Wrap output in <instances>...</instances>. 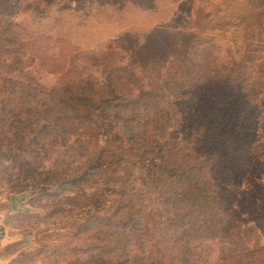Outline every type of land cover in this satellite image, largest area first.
I'll return each mask as SVG.
<instances>
[{"label": "trees", "instance_id": "obj_1", "mask_svg": "<svg viewBox=\"0 0 264 264\" xmlns=\"http://www.w3.org/2000/svg\"><path fill=\"white\" fill-rule=\"evenodd\" d=\"M11 1L0 0V161L20 174L42 168L44 193L91 182L96 196L106 187L109 208L100 201L96 214L67 224L83 232L82 243L90 233L92 258L210 264L216 245V264H264V41L247 38L245 56L224 65L190 33L130 41L85 62L60 38L48 57L14 32ZM251 10H260L262 27L264 0ZM23 59L63 64L59 85L43 89L27 68L8 67ZM70 137L78 168L46 170ZM0 169L11 177L10 167Z\"/></svg>", "mask_w": 264, "mask_h": 264}, {"label": "rangeland", "instance_id": "obj_2", "mask_svg": "<svg viewBox=\"0 0 264 264\" xmlns=\"http://www.w3.org/2000/svg\"><path fill=\"white\" fill-rule=\"evenodd\" d=\"M254 1L12 0L9 9L10 23L20 40L35 41L41 50H47L48 57L57 52L60 38L69 42L82 58L81 62H85V55L98 58L116 52L130 41L146 46L168 35L190 33L200 44L199 50L210 52L218 64L224 65L245 56L247 38L260 37L264 41V17L260 20L261 27L257 21L260 10H251ZM2 49L0 45V51ZM252 49L256 50L255 43ZM64 54L65 50L60 55ZM18 66L27 68L46 90L58 86L64 74L63 64L49 62L46 66L38 59L8 63L10 68ZM45 68H53L59 75ZM66 68L69 70L68 65ZM91 69L88 75L100 87L102 77ZM71 139L70 143L59 142L62 143L58 152L53 153L54 162L44 164L46 170L55 169L60 173L67 166L71 170L78 168L75 160L68 159L77 153L75 145L70 148L74 142ZM0 164L10 167L8 174L11 175L3 178L0 173V264H98L99 261L92 258L97 253L90 233L88 241L82 243L83 232L67 224L81 223L88 214H96L100 201L109 208L113 197L106 187L101 186L95 196L93 186L96 184L88 182L89 185L75 189L74 193L59 191L53 195L37 187L46 181L42 168L20 174L9 161L2 160ZM13 196L20 199L19 212L11 211ZM214 249L210 264L217 263L216 245Z\"/></svg>", "mask_w": 264, "mask_h": 264}, {"label": "water", "instance_id": "obj_3", "mask_svg": "<svg viewBox=\"0 0 264 264\" xmlns=\"http://www.w3.org/2000/svg\"><path fill=\"white\" fill-rule=\"evenodd\" d=\"M19 201H20V199H18L17 197H15V196L11 197V199H10V206H11V211L12 212H19V210L17 209V207H18V204L17 203ZM26 211L27 210L25 209V212L24 213H27Z\"/></svg>", "mask_w": 264, "mask_h": 264}]
</instances>
